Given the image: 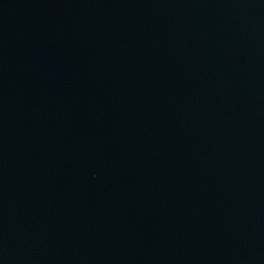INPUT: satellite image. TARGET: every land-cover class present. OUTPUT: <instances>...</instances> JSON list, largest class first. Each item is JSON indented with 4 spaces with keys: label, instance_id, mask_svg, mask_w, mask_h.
Listing matches in <instances>:
<instances>
[{
    "label": "water",
    "instance_id": "95a60500",
    "mask_svg": "<svg viewBox=\"0 0 264 264\" xmlns=\"http://www.w3.org/2000/svg\"><path fill=\"white\" fill-rule=\"evenodd\" d=\"M0 264H264V0H0Z\"/></svg>",
    "mask_w": 264,
    "mask_h": 264
}]
</instances>
